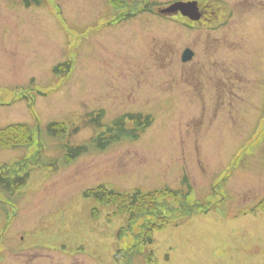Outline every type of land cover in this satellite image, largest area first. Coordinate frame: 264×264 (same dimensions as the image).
I'll use <instances>...</instances> for the list:
<instances>
[{"label":"rangeland","instance_id":"obj_1","mask_svg":"<svg viewBox=\"0 0 264 264\" xmlns=\"http://www.w3.org/2000/svg\"><path fill=\"white\" fill-rule=\"evenodd\" d=\"M175 1L154 0L157 12ZM225 1L237 14L223 28L186 31L203 42L201 69H154L137 61L189 44L183 18L113 28L100 0H0V129L15 142L0 148V174L34 164L20 190L0 189V264H264V0ZM65 59L71 73L54 74ZM136 112L153 120L137 139L94 143ZM99 184L115 204L88 193ZM186 184L185 201L139 196L151 217L124 213L127 193Z\"/></svg>","mask_w":264,"mask_h":264},{"label":"flooded vegetation","instance_id":"obj_2","mask_svg":"<svg viewBox=\"0 0 264 264\" xmlns=\"http://www.w3.org/2000/svg\"><path fill=\"white\" fill-rule=\"evenodd\" d=\"M177 1H193V0H177ZM197 1V8L199 11V18L194 20L189 17L188 14H183L181 12H171V13H165V12H157L159 5L155 4V8L152 9L151 12L146 13L147 16H157L162 18V20H171L175 21L177 18H183L185 20L184 23V30L183 34H185L186 38H189L190 43L183 45L182 47L176 49L172 47L169 44H164L161 46L162 51H150L148 56H144L140 63L144 65L145 68H161V67H175V66H194L196 69H201L202 65L197 61L198 58V47L201 46L203 43L202 40L198 36H194L189 34L186 31L194 30L198 26V22L203 20H215L213 24H210L211 31L212 30H219L220 28H223L229 20H231L233 17H236L237 12L233 7H230L229 4L225 0H196ZM203 1L208 2L206 6H200L199 3H202ZM176 2V1H175ZM218 6H217V5ZM168 4L162 5L166 7ZM157 9V10H156ZM224 12L222 13V11ZM217 11L220 12V14L217 13ZM152 17H146V19H149ZM210 42H213L212 40H209ZM204 45V44H203ZM142 47V46H141ZM259 48V47H257ZM186 50L191 51L189 59H184V53ZM253 51V50H251ZM159 54V55H158ZM139 59V58H138ZM138 63L140 67L142 65ZM220 66V65H218ZM210 67H216L215 63L214 65H211Z\"/></svg>","mask_w":264,"mask_h":264},{"label":"trees","instance_id":"obj_3","mask_svg":"<svg viewBox=\"0 0 264 264\" xmlns=\"http://www.w3.org/2000/svg\"><path fill=\"white\" fill-rule=\"evenodd\" d=\"M65 64H60L57 65L54 70L55 71H60L62 69V66ZM128 119L133 122L135 124V128H123V120L124 117H121L119 119H117L114 123V125L118 126V128H107L106 132L107 133H112L106 140L105 142H101L100 145L98 147H104L106 146L108 143H110L111 141H115L118 140L119 137L121 136H128L130 138H137L139 137V135L146 129V127H148L151 123V118L148 115L142 116V114H128L127 115ZM139 126L138 128H136V126ZM15 126V125H14ZM20 127L24 126V125H18ZM18 126H15L14 128H18ZM57 126L56 122L50 123L48 126V129H50V131L52 132L51 134H55L57 131H60L61 128L59 130H56L54 127ZM51 128H53V130H51ZM24 130H28V128H23ZM99 135H102V133H100ZM98 135V136H99ZM13 136L10 135H5V131H1L0 129V147H5L6 145H9L11 147H15V142H11L14 139H11ZM98 139H101L100 136L98 137ZM75 151H72V150ZM86 150V146L80 145V146H76V147H70V152L72 153V156L75 155H79L82 151ZM27 173L24 174V176L21 177H17L15 178L14 181H10L9 178L4 177V176H0V184L3 185L4 187L7 188H14V186L17 185H21L24 184L27 180ZM158 193V191H154V192H141V191H137L135 196H127V198H130V202L128 203L129 207L127 209H132L134 211V213H140V205L138 204L135 205L134 201H137V198L140 196L142 198V196H151L153 195V193ZM105 194H108V197L105 196ZM95 195H100L99 191H97L95 193ZM103 197H105V199L107 201H111V202H116L117 199H115L114 197L117 195V193L112 190H105V192L102 193ZM146 204L145 208H149V206L152 205V203H143ZM124 206L126 207V204H124ZM154 208V205L153 207ZM125 210V209H123Z\"/></svg>","mask_w":264,"mask_h":264},{"label":"water","instance_id":"obj_4","mask_svg":"<svg viewBox=\"0 0 264 264\" xmlns=\"http://www.w3.org/2000/svg\"><path fill=\"white\" fill-rule=\"evenodd\" d=\"M173 8H175L176 10L177 9L181 10L183 13L188 14L192 18L198 17V13L196 11V7H195L194 3L178 2V3L173 5Z\"/></svg>","mask_w":264,"mask_h":264}]
</instances>
